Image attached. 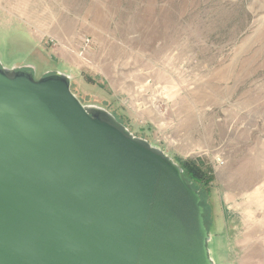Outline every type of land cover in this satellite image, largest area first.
I'll list each match as a JSON object with an SVG mask.
<instances>
[{
  "label": "rangeland",
  "instance_id": "obj_1",
  "mask_svg": "<svg viewBox=\"0 0 264 264\" xmlns=\"http://www.w3.org/2000/svg\"><path fill=\"white\" fill-rule=\"evenodd\" d=\"M1 7L52 67L72 70L70 90L83 105L202 170L207 185L195 186L214 264H264V0Z\"/></svg>",
  "mask_w": 264,
  "mask_h": 264
},
{
  "label": "water",
  "instance_id": "obj_2",
  "mask_svg": "<svg viewBox=\"0 0 264 264\" xmlns=\"http://www.w3.org/2000/svg\"><path fill=\"white\" fill-rule=\"evenodd\" d=\"M47 73L0 65V264H214L179 164Z\"/></svg>",
  "mask_w": 264,
  "mask_h": 264
},
{
  "label": "crops",
  "instance_id": "obj_3",
  "mask_svg": "<svg viewBox=\"0 0 264 264\" xmlns=\"http://www.w3.org/2000/svg\"><path fill=\"white\" fill-rule=\"evenodd\" d=\"M0 0V65L15 70H31L35 79L47 75V72L59 71L57 66L50 65L49 58L42 55L38 45L16 32L9 25V17L15 12L2 9ZM69 73L71 69L62 66L60 70Z\"/></svg>",
  "mask_w": 264,
  "mask_h": 264
},
{
  "label": "trees",
  "instance_id": "obj_4",
  "mask_svg": "<svg viewBox=\"0 0 264 264\" xmlns=\"http://www.w3.org/2000/svg\"><path fill=\"white\" fill-rule=\"evenodd\" d=\"M177 163L183 170V173H182L183 179L191 183L192 187L199 192L200 198H201L200 205L202 206L204 210V207L202 205V191L200 190V188H197V186H195V183L201 184L203 187L207 185V183L205 182L206 178H205L204 173L202 172L200 168H198L196 165H194L191 162H178L177 161ZM203 217H204V223L206 226L205 210H204Z\"/></svg>",
  "mask_w": 264,
  "mask_h": 264
},
{
  "label": "built area",
  "instance_id": "obj_5",
  "mask_svg": "<svg viewBox=\"0 0 264 264\" xmlns=\"http://www.w3.org/2000/svg\"><path fill=\"white\" fill-rule=\"evenodd\" d=\"M218 160V159H217ZM219 162V161H218Z\"/></svg>",
  "mask_w": 264,
  "mask_h": 264
}]
</instances>
